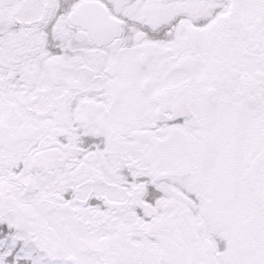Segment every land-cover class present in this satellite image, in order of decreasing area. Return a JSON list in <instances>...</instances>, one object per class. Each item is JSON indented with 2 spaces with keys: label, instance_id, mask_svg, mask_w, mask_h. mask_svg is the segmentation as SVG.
<instances>
[{
  "label": "snow or ice",
  "instance_id": "snow-or-ice-1",
  "mask_svg": "<svg viewBox=\"0 0 264 264\" xmlns=\"http://www.w3.org/2000/svg\"><path fill=\"white\" fill-rule=\"evenodd\" d=\"M0 264H264V0H0Z\"/></svg>",
  "mask_w": 264,
  "mask_h": 264
}]
</instances>
